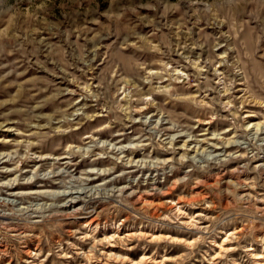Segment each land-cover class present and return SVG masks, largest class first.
I'll use <instances>...</instances> for the list:
<instances>
[{"label": "rangeland", "instance_id": "1", "mask_svg": "<svg viewBox=\"0 0 264 264\" xmlns=\"http://www.w3.org/2000/svg\"><path fill=\"white\" fill-rule=\"evenodd\" d=\"M259 124L264 0H0V264H264V215L196 194L248 165L264 200ZM214 138L261 158L194 160ZM124 185L180 210L143 214ZM84 187L86 221L65 219L61 192Z\"/></svg>", "mask_w": 264, "mask_h": 264}, {"label": "bare ground", "instance_id": "2", "mask_svg": "<svg viewBox=\"0 0 264 264\" xmlns=\"http://www.w3.org/2000/svg\"><path fill=\"white\" fill-rule=\"evenodd\" d=\"M256 126H257L255 129L256 134H260V135L264 134V127L263 126L261 127L260 124L256 125ZM178 137H180V136H178ZM172 139L174 140L175 138H172ZM214 139L218 140V142H216V144H214V145L207 143L206 142L207 140L205 141L204 139L198 140V142L201 144H206L211 148H214L215 151H216V149H223V150H221V152L219 151L220 153H216V154L213 152L208 153V152H206V150H204L200 153L199 150H197L196 151L197 155L193 157L194 160L196 159L197 156L200 155L202 158L203 157L207 158V161L208 160L209 161L211 160L212 162L213 161H222V162L228 164V163L235 161L237 159L238 160H241V159L245 160V158H250L252 161H256L257 159L261 158L256 154L249 155V153L246 154V152H244L245 154H237L238 155V157H237V155L235 156L234 153L227 150L230 144L233 143L231 145V147L235 146V144H236L235 141L228 140V141L223 142V141H221L220 138H214ZM174 141H176V139ZM262 141H263L262 146L264 148V138H262ZM219 142H220V145L222 144L221 148L218 146ZM189 143H190L189 141H185L184 144L178 148L184 152L183 157H185V155H187L189 151H193V148L190 147ZM240 144H238L237 146L241 147ZM64 157L58 158V159H63ZM168 161H170V160H168ZM259 161L262 162V159ZM198 162H199V160H198ZM260 162H258V163H260ZM247 166L248 165H236V167H233V168L229 169L228 171H224L223 173H221L217 178L207 179L210 182L198 181L197 184H198V186H200V188L197 189V191H196L197 196L207 194L206 190H208V192H214V191L220 192L221 195H223L227 201L232 202L235 206H238V205L243 206L244 204H248V205H251L250 207L255 210L254 212L257 215H260V216L264 215V200L261 199L262 198L261 194L259 193L256 186L253 185V182L246 181L245 175L247 173ZM256 167H258L260 170H262L264 172V163H260V164L256 165ZM185 175H187V174H185ZM93 189L95 190L94 192H97V191L100 192L101 191V187L100 188H93L92 187L90 189H86L84 187V188H78L75 190L73 189L70 191L61 192V196H65L66 201H64V203L61 205L62 209H64L65 212L64 211L61 212L60 215L64 216L65 219H70V218L75 219V217H78L79 219H84V221H86L85 218H83L84 217L83 214H85V212L80 211L83 208L78 207L77 205L79 202L85 201L86 197H88V195H89V191L93 190ZM152 189L156 190L155 188H152ZM172 189H174V187H171V190ZM112 193L117 194L119 196L120 195L124 196L125 198H127V200L129 201V203L131 204V207L133 209H135V210H137L143 214H146V215L151 214L153 216L160 217L163 214L162 210H164L166 208L169 209L170 211H172L174 208H177L178 210H180V208H178L176 206L173 207V206L169 205L170 207H167L168 205H166L163 202L159 203V202L149 201L146 198V193L140 192L138 189H136L134 186H131V185H124L122 187L115 188L112 190ZM194 200L195 199L186 200V202L192 203ZM179 203H181V202L179 201ZM21 208H22V210H24V212L28 213L29 216L42 218V214L40 213L39 208L33 207L32 204L28 205L26 207H21ZM95 210L96 209L94 207L93 209H91V211L87 212L90 217L94 216V213H92V212H95ZM98 216H99V212H96L95 217L93 219H91V221L95 220ZM35 223H39V222H35ZM8 230L11 233H14L20 240L24 241V243H25V241L32 239V238L38 239L37 238L38 235H35V233L32 231V229H29V228H27V226H24V225H19V224L10 225L8 227ZM6 249H7L6 243L0 239V253H4L6 251ZM30 249H31V246L29 244L25 243L24 250H25L26 254L29 256L31 254ZM261 257L262 256H258V259H260ZM140 262L141 263L144 262V259Z\"/></svg>", "mask_w": 264, "mask_h": 264}]
</instances>
